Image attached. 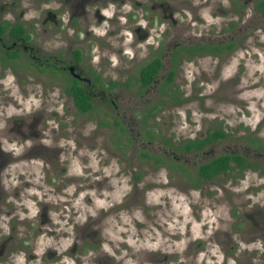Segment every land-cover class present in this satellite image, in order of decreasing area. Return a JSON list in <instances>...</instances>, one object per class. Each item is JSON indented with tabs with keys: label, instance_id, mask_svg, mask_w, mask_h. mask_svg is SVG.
I'll list each match as a JSON object with an SVG mask.
<instances>
[{
	"label": "flooded vegetation",
	"instance_id": "1",
	"mask_svg": "<svg viewBox=\"0 0 264 264\" xmlns=\"http://www.w3.org/2000/svg\"><path fill=\"white\" fill-rule=\"evenodd\" d=\"M262 3L264 0H249L251 15L241 29L254 23L251 16H262L258 21H263ZM246 4L243 0L221 13L237 12L238 18L244 17ZM182 7L177 3L169 6L166 0H0V141L4 138L0 142V264L171 263L166 246L178 239L162 228L154 211L137 223L130 211L119 212L113 187L126 173L124 182L130 187L123 208H132L133 200L134 206H149L148 188L159 185L177 194L193 192L200 211L195 212L196 218L202 216L205 204L212 208L215 201L227 202L229 194L235 193L232 188L245 182L244 201L234 202L239 211H229L223 219L217 216L218 228L211 235H197L196 248L213 246L224 252L228 246L236 252L234 264H250L246 250L264 248V211L257 203L247 205L254 196L251 201H259L258 188L263 193L259 198H264V147H256L252 134L243 138L249 145L220 149L228 133L204 121L192 134L163 143L157 152L140 150L152 163L108 166L100 158L96 165L81 166L76 157L86 154L71 147L74 139L56 143V137L47 135L49 126L47 119L41 120V102V111H34L30 118L6 112L7 106H20L5 103L6 91L12 86L22 91L23 83L39 85V92L33 90L39 100L49 96L53 103H69L78 114L92 111L95 103L112 107L115 103H150L143 104V121L154 116L161 104L180 103L179 85L167 82V76H176L187 62L228 56L237 37L233 31L220 39L184 38L189 26L183 29L173 15L182 12ZM30 10L36 14L27 16ZM225 24L231 29L234 21ZM37 27L47 37L38 43L31 34ZM214 45L218 47L214 49ZM22 60L32 71L20 66ZM144 68L150 75L147 82L141 72ZM38 74H46L48 82L41 84ZM176 91L181 93L180 102L171 97ZM73 92H78L79 103H90L91 108L78 111ZM23 127L29 131L24 133ZM213 129H221L224 136L214 138ZM215 159H225L226 167L222 162L209 165ZM151 173L153 179H149ZM90 187L95 200L106 204L94 212L80 210V204L86 206L92 199L87 195ZM119 214L131 221L122 223L121 231L109 228L112 220L115 227L120 224ZM206 227L205 221L202 232ZM156 239L159 244H154ZM139 240L148 243L136 245ZM227 263L222 260L221 264Z\"/></svg>",
	"mask_w": 264,
	"mask_h": 264
},
{
	"label": "rangeland",
	"instance_id": "2",
	"mask_svg": "<svg viewBox=\"0 0 264 264\" xmlns=\"http://www.w3.org/2000/svg\"><path fill=\"white\" fill-rule=\"evenodd\" d=\"M166 1L169 6L176 3L183 4V11L173 13V15L183 29L189 26L184 38L195 41L220 39L237 31L235 47L228 56L221 59L205 57L196 62H187L186 69H181L180 73L172 77L171 83L179 85L178 89L183 96L180 103L161 104L158 106L157 112L153 110L154 116L143 121H140V118L146 113L143 104L149 105L150 103H115V107L110 104L95 103L96 108L92 111L78 114L69 103H53L49 96L39 100V97L33 94V90L39 92V85L23 83L22 91L15 89L14 86L6 91L5 103L20 104L18 109L7 106L6 112L8 114L18 113L19 116L30 118L34 111H41L39 107L41 102V105L44 106L41 120L47 119L49 126L47 135L56 137V143L57 141L65 143L63 139L70 141L74 139L75 142L71 143V147L81 148L80 152L86 154V156L76 157L81 166L96 165L100 158L101 162L108 166L152 163L153 161L145 160L141 156L140 150L145 148L157 152L163 143L170 144L185 133L192 134L204 121L216 124L228 133V139L221 144L220 149L228 145L230 149H233L234 144L238 146L242 143L248 144L243 138L250 134L257 139L258 146L260 144L264 147V18L259 22L258 20L262 16L258 18L251 16L254 23H251L246 29L240 28L241 25L245 26L248 19L246 17L251 15L249 0H247L246 6H243L246 14L241 18H238L237 12L223 14L221 9L229 12L231 11L229 9L242 3L243 0H233L235 2L232 0ZM26 14L31 16L36 13L30 10ZM43 14L44 12L40 13V19ZM227 20L234 21V26L231 29L225 28ZM40 30L41 27H37L31 31L33 40L37 43L47 39L46 35L40 33ZM199 37L202 38L199 39ZM112 44L118 45L115 41H112ZM109 55L113 56L112 52H109ZM26 64L28 65L27 61L22 60L20 66L26 69L28 67ZM27 69L32 71L31 67ZM38 77L42 78L41 84L48 82L46 74H38ZM35 81L37 82V80ZM26 86L31 90L27 91ZM96 123H98L97 126ZM22 130L24 133L29 131L24 127ZM1 141L4 142V138ZM70 156L74 157L75 155ZM94 169H96L95 166ZM127 176L126 173L123 180L115 182L113 187L114 195L119 203V212L130 211L135 218L134 222L137 223L144 221V214L146 215L148 211H154L162 228H165L168 233H175V238L178 240L174 241L172 245L167 243L166 246L167 261L171 260V263L167 262L166 264H221L222 260H227V264H234L233 257L236 252L229 250L228 246L224 247V252L213 246L196 248L197 242L194 239L197 235L204 237L208 233L209 235L214 233V229L218 228L217 216L223 219L227 216V212L239 211L238 208H235L236 203L234 202L244 201L245 195L242 190L245 182L232 188L235 193L232 197L229 194L227 202L215 201L212 208L205 204L201 208L202 216L196 218L198 214L195 217V212L199 213L200 211L197 208V198L193 192L177 194L169 187L164 189L159 185H152L148 188L146 199L149 200V206L141 208L134 206L136 200H133L134 203L128 201V203H133L132 208H123V197L124 199L127 197L130 187L128 183L124 182ZM154 177L151 173L149 179ZM92 178L90 176L88 181H91ZM260 180H262L261 177ZM92 190V187L88 188L87 193L92 199L87 201L86 206L80 204V210L94 212L100 205L106 206L101 201L99 203L95 200ZM218 195H220L219 192ZM260 196L263 197V193L258 188L256 197L259 201H251L255 198L254 196L247 201V205L257 203L264 211V198L260 199ZM118 221L120 224L115 227L114 220H112L109 228L113 229L114 227L121 231L125 226L122 223L131 220L129 216L119 214ZM205 221L207 227L202 232V223ZM128 227L131 228V225ZM138 227L140 226L138 225ZM157 239L154 240V244L160 243ZM145 243L148 242L139 240L136 245L144 246ZM61 244L63 242L60 241ZM174 251H176L175 257L169 258V255ZM246 251V256L251 261L250 264H264V248L257 252L256 250ZM178 259L179 261L174 262Z\"/></svg>",
	"mask_w": 264,
	"mask_h": 264
},
{
	"label": "trees",
	"instance_id": "3",
	"mask_svg": "<svg viewBox=\"0 0 264 264\" xmlns=\"http://www.w3.org/2000/svg\"><path fill=\"white\" fill-rule=\"evenodd\" d=\"M264 5V3H262L261 4V6H263ZM218 46L217 45H214L213 46V48L214 49H216ZM145 71H146V69L144 68V69H142L141 70V72L142 73H145ZM144 78H145V82H147L149 79H150V75L149 74H144ZM171 80H172V77H171V75H168L167 76V82H169V83H171ZM180 94L181 93H179L178 91H176L175 93H174V95L173 96H171L174 100H177L178 102H180L179 101V96H180ZM72 95L74 96V103H73V105L75 106V108L78 110V111H80V112H82V111H85V110H89L90 108H91V106H90V103H79V96H78V92H73L72 93ZM168 104H170V103H168ZM172 104H178V103H172ZM148 114V113H147ZM146 114V115H147ZM213 133H214V138H218V137H223L224 136V134H223V132H222V130L221 129H213ZM250 141V143H254V141H257L256 139L253 141L252 139H250L249 140ZM258 141L256 142V146L259 148V146H261L260 144H259V146H258ZM232 159L234 160V159H238V158H236V157H232ZM157 160V159H156ZM223 160H225V159H223ZM223 160L222 159H215L214 161H212V162H210L209 163V165H215V166H217L218 165V162H222L221 163V165H222V167L223 168H225L226 167V163H225V161L223 162ZM238 162V161H237ZM238 164V163H237ZM218 171V168H216L215 170H214V172H217Z\"/></svg>",
	"mask_w": 264,
	"mask_h": 264
}]
</instances>
